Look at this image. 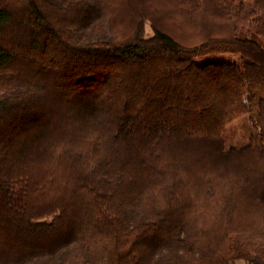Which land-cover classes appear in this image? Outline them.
Instances as JSON below:
<instances>
[{
	"label": "trees",
	"instance_id": "1",
	"mask_svg": "<svg viewBox=\"0 0 264 264\" xmlns=\"http://www.w3.org/2000/svg\"><path fill=\"white\" fill-rule=\"evenodd\" d=\"M237 261L264 264V0H0V264Z\"/></svg>",
	"mask_w": 264,
	"mask_h": 264
},
{
	"label": "rangeland",
	"instance_id": "2",
	"mask_svg": "<svg viewBox=\"0 0 264 264\" xmlns=\"http://www.w3.org/2000/svg\"><path fill=\"white\" fill-rule=\"evenodd\" d=\"M256 0H238L239 3H243L247 7L254 6ZM147 35L151 36L152 32L150 30L149 24H147ZM249 121L246 119L241 120L236 125H234L227 136L226 145L228 148H242L249 143ZM233 264H247L243 261H237Z\"/></svg>",
	"mask_w": 264,
	"mask_h": 264
}]
</instances>
